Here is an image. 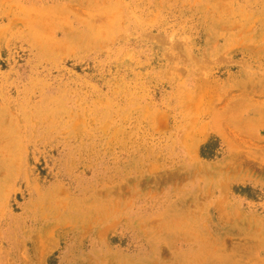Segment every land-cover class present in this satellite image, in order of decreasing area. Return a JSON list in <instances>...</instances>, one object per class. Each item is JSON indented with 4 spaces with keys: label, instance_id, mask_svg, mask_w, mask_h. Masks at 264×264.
<instances>
[{
    "label": "rangeland",
    "instance_id": "374dc122",
    "mask_svg": "<svg viewBox=\"0 0 264 264\" xmlns=\"http://www.w3.org/2000/svg\"><path fill=\"white\" fill-rule=\"evenodd\" d=\"M0 264H264V0H0Z\"/></svg>",
    "mask_w": 264,
    "mask_h": 264
}]
</instances>
